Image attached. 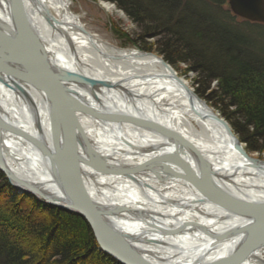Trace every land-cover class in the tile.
<instances>
[{
  "label": "bare ground",
  "instance_id": "6f19581e",
  "mask_svg": "<svg viewBox=\"0 0 264 264\" xmlns=\"http://www.w3.org/2000/svg\"><path fill=\"white\" fill-rule=\"evenodd\" d=\"M10 7L58 71L98 86L93 96L63 76L48 96L37 54L1 57L0 164L12 184L70 207L64 186L74 187L78 173L109 234L147 262L228 260L264 210L258 159L241 155L228 126L161 58L103 40L72 12L71 0H0V33L29 48L34 42ZM239 264H264L263 237Z\"/></svg>",
  "mask_w": 264,
  "mask_h": 264
},
{
  "label": "trees",
  "instance_id": "16d2710c",
  "mask_svg": "<svg viewBox=\"0 0 264 264\" xmlns=\"http://www.w3.org/2000/svg\"><path fill=\"white\" fill-rule=\"evenodd\" d=\"M136 26L135 37L174 66L195 73L196 93L217 108L249 152L264 154V52L237 24L226 0H109ZM121 33V32H120ZM215 82L216 86L211 87ZM28 194L0 172V264H121L103 252L89 224Z\"/></svg>",
  "mask_w": 264,
  "mask_h": 264
},
{
  "label": "water",
  "instance_id": "95a60500",
  "mask_svg": "<svg viewBox=\"0 0 264 264\" xmlns=\"http://www.w3.org/2000/svg\"><path fill=\"white\" fill-rule=\"evenodd\" d=\"M228 1L230 8L235 15L240 16L252 22L264 23V0H228ZM10 11H11L10 13H12V16H14L15 21L18 22L22 26V28L25 29V31L30 35L31 39L34 42V45H28L29 48H27L26 45L18 44L16 47H14L12 43L9 42L7 43L5 35H2L0 33V59L1 57H10V58L13 57L22 61L24 60L27 61V57L30 56L31 51H33L41 59H43L44 62L43 65L45 69L44 81L45 83L48 82L49 84L48 85L49 90H47L48 96H50L49 95L50 92L56 95L57 93L56 89L61 85V82L63 81V76L64 78L67 77L71 78V80H75L76 82L84 85L85 87H88V91L91 94H93V96H95L96 92L94 90L97 89L98 87L97 84L85 78H82L78 75L74 76L70 74L71 76H69L68 74H63L61 71H58L54 65V62L52 61V59H50V56L45 46L36 37L37 35H35L33 31H31L30 27H26L27 25H25L22 19L23 18L22 14L15 7L12 8L10 7ZM7 46H9L10 48H8ZM193 94L197 97V99L202 101L198 95H196L194 92ZM56 99L57 97H54V100ZM78 107L84 109L80 105ZM217 116L220 117L219 114ZM220 120L228 126L232 134L236 137L235 133L232 131V128L229 126V124L221 117ZM55 135H56L55 143L57 148L60 144L61 136L58 134L57 131ZM71 140L75 147L76 141L73 140V138H71ZM236 140H237L236 148L241 153V155H243V157L248 158L247 152L245 151L242 143L238 140L237 137ZM73 152L75 153L76 150H74ZM256 162L258 167L264 168L263 161L258 160ZM0 172L7 177V179L10 181L11 184L12 181L16 180L15 177L12 175V173L7 169V167H5V165L0 164ZM75 177L77 178V180L76 178L74 179L75 180L74 187H70L69 185L64 186L66 193L70 196L72 201L71 202L72 205H70V207L56 204L52 198L40 196L37 191H33L28 188L13 184L12 186L18 189L20 193L35 195L38 198L44 199L47 204H50L52 206H58L67 211H73L79 216H81L85 221H87L90 228L92 229L100 249L103 252L107 253L114 260L118 261L119 263L151 264L146 260L142 259L141 257H139L137 253L131 250L127 245L123 244L122 242H120L115 237L109 234L101 219V215L97 211L96 206L92 203V201L85 193L83 187L81 186L78 173ZM193 177L198 181L207 182L209 184L215 182L214 178L212 177L210 178L208 176L204 177L193 173ZM64 183L69 184V182L67 181H64ZM244 233L246 236L243 240V243L237 245L235 250L229 255L228 260L224 261L223 264H239L251 251H253L259 245L262 237L264 238V210L250 220L249 224L246 225Z\"/></svg>",
  "mask_w": 264,
  "mask_h": 264
},
{
  "label": "rangeland",
  "instance_id": "374dc122",
  "mask_svg": "<svg viewBox=\"0 0 264 264\" xmlns=\"http://www.w3.org/2000/svg\"><path fill=\"white\" fill-rule=\"evenodd\" d=\"M71 1H72V7H71L72 12L76 14L78 17H80L82 24L87 29H89L91 32L99 35V37H101L103 40L110 42L112 45H114L115 47L119 49L136 50L142 53L153 54L161 58L163 62L166 63L168 66H170L176 72L179 78L186 81L189 84L192 91L196 95H198L196 93L195 86H194L195 73L185 72L186 66L183 64L177 67L174 65H171L170 63L165 61V59L161 55H159L154 50L150 49V45H152L154 41L153 39L149 38L146 40V43H139L141 47L143 46L142 48H139L138 46L130 45L125 41V39L121 36L122 32L124 34L127 33L128 35L134 38L135 33H136V26L126 16V14L122 10H120L113 2L109 0H71ZM223 9L230 11V14L235 17L237 24L239 25L243 24V26H245L247 22L248 26L250 25V27H245L243 28V30L245 31L246 34L250 36V38H252L257 43V48L261 50L262 52H264V23L252 22L240 16L235 15L230 8L228 0H226V4L223 7ZM215 86H216V83L213 82L211 87L214 88ZM199 98L202 101H204L214 111L215 114L217 115L219 114V116L223 118L229 124V122L221 115V113L217 110V108L210 106L201 97ZM229 126L231 127L230 124ZM236 137L238 138L237 135ZM242 145L245 151L247 152V155H252L256 157L259 161L264 162V154H259L256 152H249L246 149V145L243 143ZM6 180L11 185L7 177H6ZM12 187L15 188L14 186ZM15 192L18 195L26 194V193H20L19 190L16 188H15ZM28 195L33 196L35 199H37L38 201L42 203H46L44 199L38 198L32 194H28ZM54 207L59 208L64 213L65 216H63L62 219L68 221V223L70 222L71 225L81 226L80 223H78L77 221H71V218H70L71 216L69 215V213L76 214L75 212L64 210L58 206H54Z\"/></svg>",
  "mask_w": 264,
  "mask_h": 264
}]
</instances>
